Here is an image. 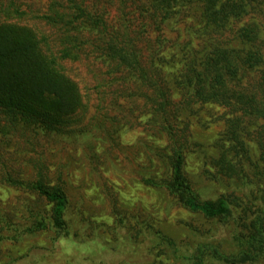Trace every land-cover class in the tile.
Masks as SVG:
<instances>
[{
  "label": "trees",
  "instance_id": "obj_1",
  "mask_svg": "<svg viewBox=\"0 0 264 264\" xmlns=\"http://www.w3.org/2000/svg\"><path fill=\"white\" fill-rule=\"evenodd\" d=\"M9 1L0 8L8 18L0 19V136L62 132L82 99L77 83L59 68L57 58L74 60L91 52L109 72L121 71L125 80L145 87L146 99L161 116L170 147L165 155L169 172L163 178L148 174L143 182L223 224L222 235L212 229L214 235L205 233L194 244L176 242L147 227V252L157 250L180 264L264 260V194L260 205L243 202V197L253 198L248 184L256 175L264 186V152L261 167L253 165L245 142L250 135L263 148L264 0H48L42 17L54 29L55 51L31 25L11 20L23 12ZM173 90L178 94L174 101ZM207 102L226 106L232 114L215 141V172L240 182L238 194L214 200L198 199L183 171L185 143L175 130L180 114L192 104ZM34 170L30 177L15 176L0 165L2 185L25 194L18 215L6 211L0 201L1 240L43 230L60 237L71 232L65 219V190L46 181L42 166L35 164ZM248 171L253 172L251 179ZM41 202L49 207H41Z\"/></svg>",
  "mask_w": 264,
  "mask_h": 264
},
{
  "label": "rangeland",
  "instance_id": "obj_2",
  "mask_svg": "<svg viewBox=\"0 0 264 264\" xmlns=\"http://www.w3.org/2000/svg\"><path fill=\"white\" fill-rule=\"evenodd\" d=\"M12 1L23 14L11 20L31 25L40 38L46 36L55 51L54 29L42 17L48 0ZM9 3L0 0V8ZM0 19L8 18L0 13ZM57 60L59 68L77 83L81 106L60 133L0 136V165L25 177L33 175L35 164L42 166L46 181L59 183L67 194L65 219L71 232L60 237L43 230L17 240L0 239V264H180L156 254L157 250L147 252V227L189 244L205 233L214 235L212 229L222 235L221 221L190 211L165 189L143 182L148 174L163 178L169 172L165 155L170 147L161 116L145 97L148 90L125 80L121 71L106 70L91 52L74 60ZM172 93L174 101L178 94L176 90ZM190 109L178 116L175 130L185 143L182 168L198 199L238 194V179L218 177L211 162L216 155L215 141L225 128V119L232 115L230 110L213 102L195 103ZM254 127L251 124L249 131ZM245 142L251 163L261 167L264 143L261 149L250 135ZM247 173L251 179L253 172ZM261 178L256 175L248 184L253 198L247 201L243 197L247 206L263 201ZM19 192L0 182L2 206L17 215L25 197ZM41 207L49 205L41 202ZM247 264H264V260Z\"/></svg>",
  "mask_w": 264,
  "mask_h": 264
}]
</instances>
